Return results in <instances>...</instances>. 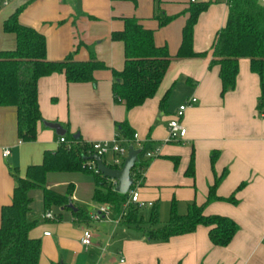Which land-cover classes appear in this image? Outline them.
<instances>
[{
	"label": "crops",
	"instance_id": "obj_1",
	"mask_svg": "<svg viewBox=\"0 0 264 264\" xmlns=\"http://www.w3.org/2000/svg\"><path fill=\"white\" fill-rule=\"evenodd\" d=\"M201 3L210 5L194 26L192 50L202 55L178 58L187 10ZM20 8L19 23L46 38L49 61H61L69 54L87 61L91 50L105 65L94 72L95 84H68L63 74L39 79L43 122L59 124L69 136L78 135L89 145L111 140L117 134L116 124L126 121L137 140L154 154L153 159L143 160L149 164L140 181V199L156 207L162 201L175 202L178 215H185L191 203L203 206L209 187L225 174L215 195L221 199L233 196L236 204L215 201L205 206L204 215L227 217L239 228L227 247L212 245L209 229L203 226L167 242L150 241L140 229L123 225L118 230L120 225L90 219L100 205L92 200L94 177L93 184L87 185L91 208L87 211L74 202L72 181L60 189L56 185L57 175L73 173H52L47 176V188L64 193L72 184V206L83 211L86 223L70 209H57L58 214L50 210L58 221L45 220L52 224L35 226L29 233L41 244L38 264H264V118L257 110L259 77L251 72L249 60L241 59L235 88L221 97L219 67L210 66L214 38L226 24L227 0H11L7 5L0 0V51L16 46L15 36L5 33L3 24ZM159 14L174 19L159 27L155 20ZM124 18H135L153 31L154 44L165 47L171 56L154 97L131 110L115 103L111 90L113 71L124 66L123 43L112 41L111 33L123 29ZM165 97L166 107L161 110L159 104ZM192 98L197 102L180 121L186 128L185 138L167 141L168 123L178 107ZM58 137L39 123L35 141L21 143L16 109L0 107V216L2 207L12 202L15 182L11 172L16 170L24 177L29 166L41 164L45 151L57 149ZM5 150L10 151L7 157L2 154ZM31 196V219L37 221L38 210L45 213L42 194L37 190ZM97 224L107 225L109 233ZM85 229L93 235L90 247L81 244ZM94 256H98L96 263Z\"/></svg>",
	"mask_w": 264,
	"mask_h": 264
},
{
	"label": "trees",
	"instance_id": "obj_2",
	"mask_svg": "<svg viewBox=\"0 0 264 264\" xmlns=\"http://www.w3.org/2000/svg\"><path fill=\"white\" fill-rule=\"evenodd\" d=\"M228 14L225 26L219 30L211 46L212 60L210 66L219 67L221 97L235 88L239 61L248 59L250 70L259 77L260 96L257 110H264V4L258 0H227ZM210 3L191 6L188 19L182 30V40L178 58L197 57L192 50L193 30L199 15ZM18 9L3 24V31L15 36L16 46L13 50L0 51V107L16 109L17 137L21 143L35 141L37 125L44 123L38 104L39 79L53 74H63L68 84H95L94 72L104 69L105 65L97 60L90 50L89 60L78 61L69 54L61 61H49L46 56V38L33 28L19 23ZM174 18L162 14L156 15L159 27L170 23ZM124 27L111 33V40L122 42L124 46V66L121 71H113L111 85L113 100L131 110L145 103L156 94L159 85L171 61L165 47H157L153 41V31L145 29L135 18H124ZM81 45V44H80ZM79 45V46H80ZM161 110L166 107V97L159 104ZM117 135L132 140L133 132L126 121L117 123ZM70 144L59 145L54 151H45L39 165L29 166L24 177L16 170L11 172L15 186L12 202L3 206L0 216V264H38L40 241L29 236L37 225L31 219L33 191L42 194L45 212L55 209H69L72 205L74 186L69 184L64 193L47 188V176L52 173H90L94 177L95 189L92 200L98 204L108 205L113 216L121 212V206L127 195H121L111 189V182L101 174L83 169L87 161L88 145L80 139L74 140L68 132L63 136ZM214 159V156L211 157ZM149 162L141 161L135 169H146ZM193 160L188 167L191 173ZM133 168V169H134ZM225 174L216 178L208 189L206 203L203 206L192 204L185 215H178L172 209L169 222L160 225L158 209L153 205L147 221L135 205H129L123 223L128 227L140 229L150 241L167 242L170 238L195 232L197 227L209 229L208 236L212 245L227 247L239 228L231 219L223 216H205L206 205L224 200L236 204L234 197L221 199L215 195L216 189ZM74 217L85 219L82 210L77 209ZM58 221V218H55Z\"/></svg>",
	"mask_w": 264,
	"mask_h": 264
},
{
	"label": "built area",
	"instance_id": "obj_3",
	"mask_svg": "<svg viewBox=\"0 0 264 264\" xmlns=\"http://www.w3.org/2000/svg\"><path fill=\"white\" fill-rule=\"evenodd\" d=\"M11 0H2L3 5H7ZM62 1V0H57ZM261 4H264V0H258ZM194 2V0H191ZM197 102L196 98H192L183 102L175 113V118L168 123V131H169V142H178L185 138L186 136V128L181 125L180 121L183 118V115L188 107L195 104ZM261 118H264V110L260 113ZM58 144L62 145L65 144L67 149L70 150V144L65 140L63 136L58 137ZM143 145L137 140V135H133L132 140H126L117 134L108 141H100V142H93L88 145V156L96 155L110 168L113 169H120L124 163L125 158L128 154V148L133 147L136 150H141L143 152ZM141 152V154H142ZM3 157H7L10 154L9 150L3 151ZM110 155L111 162L106 163L105 157ZM144 157L147 160L153 159V153H145ZM83 169H87L93 173L100 174L97 170V166L94 161H86L83 165ZM145 169H132L131 171V178L133 180V184L130 190L127 193V198L125 202L121 206V212L117 217L113 216V212L111 208L106 204H100L93 214H91L90 219L93 222H112L114 226H117L124 220L126 216L127 208L129 205H135L139 210L145 208H151L153 206L150 202H144L140 199L139 196V186L140 181L143 177ZM111 182V189L115 191L117 187L116 180H109ZM113 217V218H112ZM44 219L46 220H54L55 216L51 211H47L44 213ZM45 236H48L49 233H45ZM92 232L90 229H85L83 231V235L81 238V244L84 247L92 246ZM120 262H123L121 260Z\"/></svg>",
	"mask_w": 264,
	"mask_h": 264
},
{
	"label": "rangeland",
	"instance_id": "obj_4",
	"mask_svg": "<svg viewBox=\"0 0 264 264\" xmlns=\"http://www.w3.org/2000/svg\"><path fill=\"white\" fill-rule=\"evenodd\" d=\"M166 140L167 141L169 140L168 128H167ZM142 147H143V152H142V154H140V160L141 161H143L145 159V157H144L145 153H151V150H150V148L147 145H143ZM153 157H154V154H153ZM104 159L106 160V163H110L111 162V156L110 155L106 156ZM57 176H58L57 178H59V179H57L56 185H57V187L59 189H60V187H63L64 185H66L69 181H72L75 184L76 190H75V194H74V196H75L74 197V202L76 203L77 206L81 207L83 210L89 211L91 208H90L89 200L87 199V185L88 184H93V175L90 174V173L76 172V173H73V174H60V175H57ZM193 204H195V203H193ZM190 205H192V203ZM188 207H187V209H188ZM157 208H158V221H159V224L160 225H165V224H167L169 222L172 209L176 210L177 209V205H176L175 202H172V201H168V202L162 201L159 204H157ZM52 210L53 211L55 210V212L58 214V210L57 209H55L53 207ZM151 210L152 209L145 208V209H142L140 211V213L143 216L145 221L148 220ZM40 211H41V209L38 210V212H37V225H36L35 229L41 227L42 225L49 226V224H52V223H49V222L45 221L46 219H44V213L41 214L42 212H40ZM185 211H187V210L185 209ZM66 214H68L67 211L64 212V218H65ZM81 222L82 223H86V220H83ZM119 225H120V227H118V230L123 228V225H124L123 221L120 222ZM92 227L94 228V226H92ZM96 227H99V229L104 230V231L109 229L108 233L110 231V228L107 225H99L98 226V224H97ZM35 233H37V232H34V234ZM116 235H118V233L117 234L115 233V236ZM97 259H98V256H94V263L97 262Z\"/></svg>",
	"mask_w": 264,
	"mask_h": 264
},
{
	"label": "water",
	"instance_id": "obj_5",
	"mask_svg": "<svg viewBox=\"0 0 264 264\" xmlns=\"http://www.w3.org/2000/svg\"><path fill=\"white\" fill-rule=\"evenodd\" d=\"M45 128L55 131L56 135L64 136L66 131L63 129L62 126L55 123L44 122L43 123ZM74 140H78L79 136L76 135L73 137ZM141 150H136L133 147L128 148L127 157L124 160V163L120 169H113L108 167L102 160L96 155H92L86 158L87 161H94L98 172L106 179L109 180H116L117 187L115 192L121 195H127L128 191L130 190L133 180L131 178V171L134 166L139 162V155L141 154ZM69 209L73 212H76L75 207L72 205L69 206Z\"/></svg>",
	"mask_w": 264,
	"mask_h": 264
}]
</instances>
